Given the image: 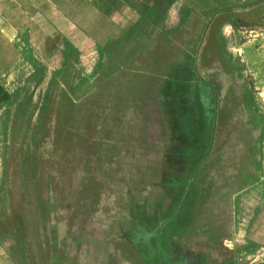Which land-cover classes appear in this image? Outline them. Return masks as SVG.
Returning a JSON list of instances; mask_svg holds the SVG:
<instances>
[{
  "label": "rangeland",
  "instance_id": "1",
  "mask_svg": "<svg viewBox=\"0 0 264 264\" xmlns=\"http://www.w3.org/2000/svg\"><path fill=\"white\" fill-rule=\"evenodd\" d=\"M214 18L167 97L27 38L0 81V264H264V0Z\"/></svg>",
  "mask_w": 264,
  "mask_h": 264
},
{
  "label": "crops",
  "instance_id": "2",
  "mask_svg": "<svg viewBox=\"0 0 264 264\" xmlns=\"http://www.w3.org/2000/svg\"><path fill=\"white\" fill-rule=\"evenodd\" d=\"M217 1L0 0V81L9 67L24 64L29 36L61 34L64 45L86 61L111 58L117 67L113 81L162 84L159 91L167 97L163 82L183 81L162 68L188 67L191 79V68L197 67L204 50L200 44L207 43L211 33ZM204 6L215 7L208 12ZM161 40L172 44L175 62L161 55L166 48L152 45ZM6 84L0 97L6 94Z\"/></svg>",
  "mask_w": 264,
  "mask_h": 264
},
{
  "label": "trees",
  "instance_id": "3",
  "mask_svg": "<svg viewBox=\"0 0 264 264\" xmlns=\"http://www.w3.org/2000/svg\"><path fill=\"white\" fill-rule=\"evenodd\" d=\"M242 25V24H241ZM241 25H239V24H234V26L236 27V28H239Z\"/></svg>",
  "mask_w": 264,
  "mask_h": 264
}]
</instances>
